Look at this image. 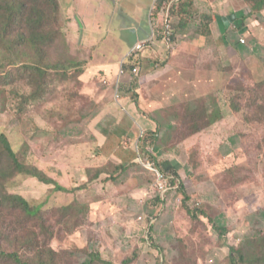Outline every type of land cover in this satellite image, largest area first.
I'll return each instance as SVG.
<instances>
[{
    "label": "rangeland",
    "instance_id": "obj_1",
    "mask_svg": "<svg viewBox=\"0 0 264 264\" xmlns=\"http://www.w3.org/2000/svg\"><path fill=\"white\" fill-rule=\"evenodd\" d=\"M0 1V28L9 24L4 12L21 3L10 27L16 34L26 31L29 40L0 41V134L30 171L18 172L0 144V264H230V248L248 238L264 256V7L257 11L256 1L247 0L250 26L243 19L227 36L235 51L227 48L203 61L207 69L218 67L226 87L218 95L199 94L191 115L172 120L174 130L160 136L167 146L150 143L147 150L153 137L141 133L137 118L128 120L126 112L116 118L100 107L104 100L118 105V95L139 90L142 51L124 62L134 88L118 91L114 76L111 84L104 70L91 69L92 53L103 50L107 55L99 58L111 61L120 47L113 40H104L103 49L97 40L85 43L92 27L82 34L89 22L74 11L88 12V4ZM104 9L115 19L110 16L114 23L103 26V36L113 31L116 38L131 39L129 30H113L130 20L120 11L129 10L117 0H106ZM163 25L160 33L171 34L161 52L175 54L179 36L171 22ZM241 25L244 33L237 31ZM39 34L47 42L38 41ZM239 42L248 49L237 50ZM233 99L241 106L238 114ZM192 128L201 132L193 144L178 147ZM111 132L109 146L105 135ZM158 172L165 177L164 191ZM45 175L57 181H41ZM16 195L33 214L6 199ZM213 220L224 227L223 236Z\"/></svg>",
    "mask_w": 264,
    "mask_h": 264
},
{
    "label": "crops",
    "instance_id": "obj_2",
    "mask_svg": "<svg viewBox=\"0 0 264 264\" xmlns=\"http://www.w3.org/2000/svg\"><path fill=\"white\" fill-rule=\"evenodd\" d=\"M82 1L85 2L84 4L89 5L87 8L88 12L83 13L77 10L74 11V15L81 22L82 20L89 22L83 24L82 34L90 31V28L87 27H92L90 38L86 33L87 39H85V43L87 41L97 40L103 49L106 42L113 40L120 47V50L116 51L114 59H111V61L109 59L101 60L99 58L98 55L100 54L107 55L104 54L103 50L97 52V55L92 53L93 46L85 47L86 49H90L95 62L93 63L91 57V64L95 65L91 69L96 71L104 70L108 74L109 83L111 84L113 82L112 76H114L116 82H113V86L118 88V91H120L119 88L121 89L122 86V88H134L132 86L134 80H129L128 78L131 74H126L129 71L120 74L121 69L126 68L127 63L124 62L128 57H134L133 54H130L133 52V47L138 41L146 40L154 32L155 34L161 32L168 14L170 17L169 21L174 27V33H177L179 36L180 40L176 47L177 49H175V54H172L170 49H168V54L163 51L161 52L160 48L163 49L165 46L162 42L160 43V45H163L162 47L156 45L154 50L141 52L142 56L140 57L143 60L141 65L143 71L141 72L140 81H137L140 82V86H138L139 90L135 88L133 91L135 92L134 94L131 93L126 96L118 95V105H115L112 101H109V104H106V100L100 102V107L102 108L101 113L108 111L113 117L119 118L123 115V112H126L127 114L123 117L128 120L131 116L137 118L139 127L142 129L141 133L143 131V134H148L153 137L152 140H146L145 149L147 150H151L150 143L153 144L154 148L161 147L162 143L165 144L164 138H160L162 133L164 136H168L175 127V125L171 126V123H173L172 120L183 117L182 114L186 111H191V108L196 109V107L192 106L197 104V100L201 97L199 94L207 91L205 94L215 93L218 95V92L226 87L227 82H222L225 75L218 70V67L207 69L203 61L204 59H209L208 55L211 53L216 55L227 50V48L228 52L231 48H235L233 47V43L227 39V36L231 35L230 28L235 25L234 22L232 23L230 21V15L236 14L240 22L243 19H247L246 25L248 26H250L253 20L249 17L251 14L248 6H246L247 0H191L181 6L179 5V7L177 6L181 0H172L169 3L166 1L164 3L167 8L165 10L163 9L156 16H154V12L158 0H117L120 7L129 10L128 12L120 11L129 17L130 20L127 21L128 23L122 21V25L117 26L113 30H129L134 35H132L131 39H127L124 35L120 36L121 38H116L113 31H110V34L107 36H103V26L109 24L111 28L112 23H114L110 19V16L113 20L115 19L112 12H105L106 0ZM171 2L172 4H170ZM169 4L171 7L175 5L173 12L167 10ZM91 6L93 7L92 11H90ZM169 9L171 10V8ZM90 15L93 16V19ZM210 17L211 19L207 21L210 32L207 35L206 33L204 34L203 27H206L207 24L205 19ZM144 20H147V24L140 31L138 25H142ZM203 21L206 23L205 25L202 23ZM156 27L157 29L155 31ZM138 56L139 54L136 55V57ZM217 87L219 88L216 89ZM220 115H217V117H220ZM164 127L165 129L167 128L168 132H164ZM105 136V143L111 146L110 138L112 132L110 136ZM195 136L180 142L177 146L181 147L182 145L187 146L188 144H193L192 139ZM142 141L141 137L138 136V146L139 142L142 143ZM100 143L102 144V142Z\"/></svg>",
    "mask_w": 264,
    "mask_h": 264
},
{
    "label": "trees",
    "instance_id": "obj_3",
    "mask_svg": "<svg viewBox=\"0 0 264 264\" xmlns=\"http://www.w3.org/2000/svg\"><path fill=\"white\" fill-rule=\"evenodd\" d=\"M168 2L169 3V1H172V0H158L157 1V7H156V9H155V12H154V16H156V15H159V13L161 12V11H163V9L165 10L166 8H167V6L165 5H163V2ZM189 1H191V0H181L180 1V4H178V6L177 7H179V5L181 6L182 4H185V3H187V2H189ZM256 1V3H255V5H254V9L255 10H257V11H260L261 10V8L262 7H264V0H255ZM0 6H1V1H0ZM16 11L14 12V11H11V12H4V13H6L7 14V16H5V18L6 19H9V24H8V27H6L5 25H4V27H3V29H1L0 28V41L3 43V44H6V40H7V42L9 41V43L12 45L13 44V41H14V39H16L17 40V42H22V43H24L25 45H29V40H28V37L26 36V34H25V32L26 31H24V30H22V33H20V34H16L14 31V29H15V27L14 26H12V27H10V25L12 24V19L13 18H16V17H18L19 15H20V12H21V10H22V8H23V5L21 4V3H16ZM173 7V8H172ZM171 7V10L170 11H174V8H175V5L174 6H172ZM169 11V12H170ZM250 14H251V12H250ZM0 16H1V12H0ZM230 21H232V23L234 22L235 23V25L237 24H239L238 22H240L239 21V19L236 17V14H234V15H230ZM236 21H238V22H236ZM16 22H14V24H15ZM165 23H166V21H165ZM205 25V24H204ZM245 29L242 27V25L237 29V31L239 32H241V33H244L245 31H244ZM8 31H13V33H14V35H16V37H13L12 36V33H9ZM205 31V32H204ZM236 31V32H237ZM203 32H204V34L206 33L207 35L209 34V29H208V23L206 24V27L204 26L203 27ZM238 32H237V34H238ZM8 33V34H7ZM232 35V34H231ZM233 36V35H232ZM237 36V35H236ZM157 37L159 38V39H161L162 38V34H158L157 33ZM37 39H38V41H42V42H47V37H43L42 35H38L37 36ZM42 44H45V43H42ZM46 44H48V43H46ZM39 46H40V44H39ZM236 47H237V50L238 49H242V50H245V49H248L245 45H243V44H241L240 42L239 43H237V45H236ZM231 107H233V109L235 110V112L238 114V113H240V111H241V106L239 105V104H237V102H236V100H232L231 101ZM220 109V107L218 106V108H217V110H219ZM197 111V110H196ZM195 111V112H196ZM191 111H186L184 114H183V117H182V119L183 118H188V116H190L191 115V113H190ZM194 113V112H193ZM217 121V120H216ZM215 121V122H216ZM198 133H201L200 131H199V129H194V128H192L191 129V131H190V133L188 134V135H186L184 138H182V139H180L179 140V142H183L184 140L186 141L188 138H190V137H192V136H194V135H197ZM0 144H2V146L5 148V152H6V150L8 151V153L13 157V158H10L11 160H13V161H16V166L15 167H17V171L18 172H20V173H22V172H26L27 174H30V171H28L27 172V169H26V165L24 166L21 162L19 163V161H18V159L16 158V153L15 152H13V148H12V145H11V143L9 142V140L8 139H6V138H3V134H0ZM15 170V169H14ZM36 174H38L37 172H35ZM36 174H33L32 176H37ZM158 174H159V172H158ZM55 178V177H54ZM40 180L41 181H44V182H46V183H49V182H54L55 180L53 179V178H49V177H47L46 175L45 176H40ZM57 181V180H56ZM57 186H56V188H57V190L58 191H63V192H65V191H68V188H65L64 186H62L61 184L59 185V184H56ZM6 199L7 200H13L14 201V203H16L18 206H20L22 209H24L25 210V213H28V214H33V212L32 211H28V205H27V203L25 202V204L26 205H24V207L25 208H23V206L21 205V204H23V200L24 201H26V199L24 198V197H22V196H19V198H18V195H16V197H9V196H6ZM18 201H20V202H18ZM192 215L195 217V214L194 213H192ZM213 224H214V227H217V228H220L221 230H220V235L221 236H223L224 235V233L226 232L225 231V229H224V227H222V226H220V225H218V223L216 222V221H214L213 220ZM230 250H231V252L232 253H234V255L233 254H231V257H230V264H264V256H263V254H262V252H258L257 251V248H256V245H255V243L253 242V240H251V239H247L246 241H245V243L244 244H242L239 248H236V247H231L230 248ZM236 254V255H235ZM90 261H88L86 264H88ZM85 264V263H84Z\"/></svg>",
    "mask_w": 264,
    "mask_h": 264
},
{
    "label": "built area",
    "instance_id": "obj_4",
    "mask_svg": "<svg viewBox=\"0 0 264 264\" xmlns=\"http://www.w3.org/2000/svg\"><path fill=\"white\" fill-rule=\"evenodd\" d=\"M170 4H172V2H171ZM170 4H169V7L171 8ZM169 11H170V9H169ZM168 17H169V14H168ZM168 17L166 18V23H167V22H168V23L170 22V21L168 20ZM166 32H167V31H166ZM166 32H164V34H165ZM160 34H162V33H160ZM164 34H162V38L159 39V38L157 37V33L155 34V32H154V33L152 34V36L149 37V38H147L146 40L138 41V42L134 45V47H133V52H131L130 55H132V54H133V56L137 55L140 51H143V49H144L145 46H147V45H150V46H152V45L160 46V43H161V42L164 43V45H166V42H168V41L170 42V35H169V34H171V31H169L166 35H164ZM241 41L244 42L245 40H244V39H241ZM167 45H168V44H167ZM138 72H139V67H138V66H135V67L132 69V73L136 75V74H138ZM124 73H125V69L122 68L121 71H120V74H124ZM158 179H159V181H158V188H159V190H161V191L166 190V188L163 189V188H164V183H165V177H164V175H163L162 173H159V174H158ZM150 218L152 219V217H150Z\"/></svg>",
    "mask_w": 264,
    "mask_h": 264
},
{
    "label": "clouds",
    "instance_id": "obj_5",
    "mask_svg": "<svg viewBox=\"0 0 264 264\" xmlns=\"http://www.w3.org/2000/svg\"><path fill=\"white\" fill-rule=\"evenodd\" d=\"M242 42V41H241Z\"/></svg>",
    "mask_w": 264,
    "mask_h": 264
}]
</instances>
